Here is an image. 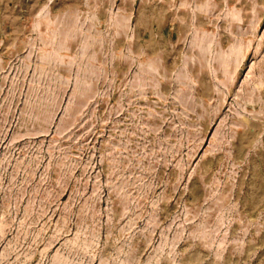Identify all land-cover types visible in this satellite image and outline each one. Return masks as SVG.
Wrapping results in <instances>:
<instances>
[{"label": "rangeland", "instance_id": "obj_1", "mask_svg": "<svg viewBox=\"0 0 264 264\" xmlns=\"http://www.w3.org/2000/svg\"><path fill=\"white\" fill-rule=\"evenodd\" d=\"M0 264H264V0H0Z\"/></svg>", "mask_w": 264, "mask_h": 264}]
</instances>
